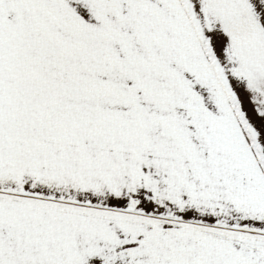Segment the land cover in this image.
<instances>
[{
  "label": "snow or ice",
  "instance_id": "1",
  "mask_svg": "<svg viewBox=\"0 0 264 264\" xmlns=\"http://www.w3.org/2000/svg\"><path fill=\"white\" fill-rule=\"evenodd\" d=\"M0 264H264V0H0Z\"/></svg>",
  "mask_w": 264,
  "mask_h": 264
}]
</instances>
